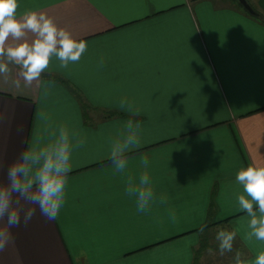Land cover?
<instances>
[{
	"label": "crops",
	"instance_id": "obj_1",
	"mask_svg": "<svg viewBox=\"0 0 264 264\" xmlns=\"http://www.w3.org/2000/svg\"><path fill=\"white\" fill-rule=\"evenodd\" d=\"M248 1L264 14V0ZM18 3L17 14L46 12L88 48L67 69L54 58L39 87L0 91V184L60 127L74 145L58 217L25 204L35 214L9 230L0 264H234L237 251L252 264L264 242L246 240L236 174L264 166V21L236 0ZM129 119L140 124V143L125 173H114L111 142ZM143 156L157 196L147 213L125 192L127 177L145 171ZM220 229L237 232L223 256L212 242Z\"/></svg>",
	"mask_w": 264,
	"mask_h": 264
},
{
	"label": "clouds",
	"instance_id": "obj_2",
	"mask_svg": "<svg viewBox=\"0 0 264 264\" xmlns=\"http://www.w3.org/2000/svg\"><path fill=\"white\" fill-rule=\"evenodd\" d=\"M18 7V0H0V91L20 92L39 87L42 74L49 69L54 58L59 61L61 69H67L70 64L78 63L88 48L86 41L74 38L46 12L29 9L17 14ZM103 65L101 58L99 66ZM125 103L121 101L122 108ZM129 113L139 115L131 106ZM41 119L46 120V114L42 113ZM139 131V122L129 119L121 137L111 142L109 158L114 173H125L129 163L127 154L139 146ZM83 143V140H76L75 147ZM73 147L68 130L62 126L58 135L53 131L47 142L37 141L8 168L7 183L0 184V221H5L0 227V251L11 242L9 230L19 226L21 214L25 224L35 214V208H25V204L38 206L46 219L56 220L65 202ZM149 163L147 156L141 157L140 164L145 171L138 179L128 176L126 180V195L135 199L140 213L149 212L152 204L157 202L147 171ZM236 182L243 187V193L236 197L238 208L250 217L246 240L264 242V166L250 164L241 168L236 174ZM158 199L160 204L168 202L166 195ZM168 211L170 219L175 222V211ZM206 227V224L202 225L199 231L203 233ZM236 236V230L217 231L215 239L221 256L233 251ZM207 251L209 255L214 254L211 248ZM234 264L249 262L243 260L237 251ZM252 264H264V251L255 256Z\"/></svg>",
	"mask_w": 264,
	"mask_h": 264
},
{
	"label": "trees",
	"instance_id": "obj_3",
	"mask_svg": "<svg viewBox=\"0 0 264 264\" xmlns=\"http://www.w3.org/2000/svg\"><path fill=\"white\" fill-rule=\"evenodd\" d=\"M238 1V0H236ZM239 2V1H238ZM240 6L249 14H251L250 12H248L244 7L243 5L239 2ZM251 4V3H250ZM253 6V8L255 9L256 13L255 14H251L252 16H255L257 18H259L260 20H263L264 21V14L259 10L257 9V7L255 8V6L253 4H251ZM83 103V102H82ZM208 227V226H207Z\"/></svg>",
	"mask_w": 264,
	"mask_h": 264
},
{
	"label": "water",
	"instance_id": "obj_4",
	"mask_svg": "<svg viewBox=\"0 0 264 264\" xmlns=\"http://www.w3.org/2000/svg\"><path fill=\"white\" fill-rule=\"evenodd\" d=\"M238 1L243 5V7L248 12H250L251 14H255L256 13L255 9L253 8V6L250 4V2L248 0H238Z\"/></svg>",
	"mask_w": 264,
	"mask_h": 264
},
{
	"label": "rangeland",
	"instance_id": "obj_5",
	"mask_svg": "<svg viewBox=\"0 0 264 264\" xmlns=\"http://www.w3.org/2000/svg\"><path fill=\"white\" fill-rule=\"evenodd\" d=\"M212 242H214V246H215V242H216V245H218V241L216 240V241H212ZM215 253H216V251H214ZM218 253H219V251H218ZM220 255V254H219ZM224 255H227V253H225ZM231 257V256H230ZM234 257V256H233ZM219 264H221V262L219 263Z\"/></svg>",
	"mask_w": 264,
	"mask_h": 264
}]
</instances>
